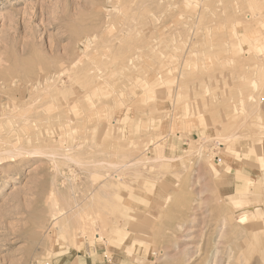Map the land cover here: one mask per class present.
Wrapping results in <instances>:
<instances>
[{
  "label": "rangeland",
  "instance_id": "obj_1",
  "mask_svg": "<svg viewBox=\"0 0 264 264\" xmlns=\"http://www.w3.org/2000/svg\"><path fill=\"white\" fill-rule=\"evenodd\" d=\"M0 116V264H264V0H0Z\"/></svg>",
  "mask_w": 264,
  "mask_h": 264
},
{
  "label": "bare ground",
  "instance_id": "obj_2",
  "mask_svg": "<svg viewBox=\"0 0 264 264\" xmlns=\"http://www.w3.org/2000/svg\"><path fill=\"white\" fill-rule=\"evenodd\" d=\"M10 116V115H9ZM2 117H4L3 115H2ZM8 118V117H7ZM9 119H11L10 117H9ZM0 120H1V116H0ZM4 121V120H3ZM6 121H8V120H6ZM9 121H11V120H9ZM1 124V123H0ZM44 133V132H43ZM1 147V146H0ZM17 147V146H16ZM16 147H14L15 149H16ZM38 147V146H37ZM20 150V149H19ZM18 150V151H19ZM22 150V149H21ZM6 151V150H5ZM17 151V152H18ZM38 152V151H37ZM8 153H10V152H8ZM16 153V152H15ZM28 153V152H27ZM32 153L34 154V152L32 151ZM35 153H36V150H35ZM20 154V153H19ZM30 154V153H29ZM15 155V154H14ZM17 155V154H16ZM15 155V156H16ZM9 156H11V155H9ZM13 156V155H12ZM8 157V156H7ZM1 159H2V157H0ZM6 160V159H5ZM8 160V159H7ZM250 183L252 184V183H254L252 180H250ZM246 195V194H245ZM255 195V194H254ZM240 196H242L241 194H239V196L238 197H240ZM253 196V195H252ZM92 199H94V198H92ZM237 200V197H233V195H232V198L230 199V200ZM248 199V198H247ZM246 199V200H247ZM263 201V200H262ZM235 202V201H234ZM56 204V203H55ZM54 204V206H56ZM263 204H264V202H263ZM242 205H243V203H242ZM58 207V206H57ZM87 207H89V204H88V206ZM55 208V207H54ZM86 208V207H85ZM254 208V210H255V213H257V214H260L261 212V204L259 203L257 206H254L253 207ZM56 209V208H55ZM95 209V208H94ZM57 210H59V208H57L56 210H54V212H56ZM61 210V209H60ZM83 210H84V208H83ZM101 212V211H100ZM100 212H99V214H100ZM61 213V212H60ZM78 213H80V212H78ZM82 214H80L81 215V217L82 218H84L85 220H86V223L88 222V223H91V224H93V223H95V225H96V222H95V220H93L92 218H90V213H88L87 212V210L86 211H83V212H81ZM62 214V213H61ZM95 214V213H94ZM225 215V214H224ZM94 216V215H93ZM259 216V215H258ZM100 217V216H99ZM257 217V216H256ZM94 218V217H93ZM96 218V217H95ZM102 218V217H101ZM56 220V219H55ZM88 220V221H87ZM99 220H101V219H99ZM66 222V221H65ZM64 222V227H66V223ZM97 222H99L98 220H97ZM82 223V222H81ZM99 223H101V222H99ZM103 223H101V225H102ZM91 226V225H90ZM94 226V225H93ZM92 226V227H93ZM83 230H84V233H86L87 234V230H88V233H89V235H90V233H91V235H92V237H94V242H98V243H107V238L102 234V232L100 231V229L99 230H97V228H94V229H91V227L89 228V224L88 225H85V224H83ZM103 227H104V225H103ZM102 228V227H101ZM262 228V227H261ZM90 230H93L94 232L92 233V231H90ZM86 231V232H85ZM102 231H103V228H102ZM190 232V231H189ZM84 235V234H83ZM87 236V235H86ZM85 237V236H84ZM85 239V238H84ZM191 239V238H190ZM86 240V239H85ZM93 242V240L92 239H90V243H91V245L94 243ZM93 248H95L94 246H92ZM84 248V247H83ZM208 254V253H207ZM218 254V252L216 253V255ZM219 255V254H218ZM217 255V256H218ZM217 256H215V257H217ZM207 257V256H206ZM222 258V257H221ZM218 259V258H217ZM218 261H220V259L218 260Z\"/></svg>",
  "mask_w": 264,
  "mask_h": 264
},
{
  "label": "crops",
  "instance_id": "obj_3",
  "mask_svg": "<svg viewBox=\"0 0 264 264\" xmlns=\"http://www.w3.org/2000/svg\"><path fill=\"white\" fill-rule=\"evenodd\" d=\"M81 263V262H80ZM82 264V263H81ZM84 264V263H83Z\"/></svg>",
  "mask_w": 264,
  "mask_h": 264
}]
</instances>
